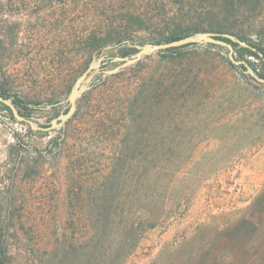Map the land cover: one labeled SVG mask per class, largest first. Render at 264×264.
<instances>
[{
    "label": "rangeland",
    "instance_id": "rangeland-1",
    "mask_svg": "<svg viewBox=\"0 0 264 264\" xmlns=\"http://www.w3.org/2000/svg\"><path fill=\"white\" fill-rule=\"evenodd\" d=\"M161 14L130 39L107 47L86 63L75 33L85 15L74 0H0V94L24 100L26 108L18 111L34 126L45 128L69 112L70 92L93 62L96 68L81 83L85 93L98 86L90 95L91 106L109 94L102 93V80L118 87L136 85V76L152 73L189 77L198 84V98L181 111L174 107L170 114L159 111L146 125L151 138L168 140L167 149L193 154L178 175L177 190L188 198L162 226L144 236L128 264H264V82L254 79L264 68L248 54L242 59L241 50L227 42L241 64L231 62L227 46L188 44L173 62L159 51L110 74L142 46L165 43L168 35L186 32L198 22L190 19L182 24ZM244 30L247 38L256 40L255 34ZM69 120H58L50 131L33 130L10 119L0 107V190L19 160L8 157L10 146L18 141L27 173H37L42 184L57 175L63 195L67 154L60 155L59 146L66 141ZM74 125L83 128L78 122ZM111 133L81 141L78 131L73 132L67 149L83 153L90 171L100 170L108 152L105 137Z\"/></svg>",
    "mask_w": 264,
    "mask_h": 264
},
{
    "label": "trees",
    "instance_id": "trees-1",
    "mask_svg": "<svg viewBox=\"0 0 264 264\" xmlns=\"http://www.w3.org/2000/svg\"><path fill=\"white\" fill-rule=\"evenodd\" d=\"M170 2L173 6L165 9L172 5ZM74 3L85 15V22H78L75 33L76 46L86 57V63L107 47L130 39L145 22H152L163 13L180 23L198 21L194 28L172 33L163 42L181 40L198 32L233 35L248 47L229 39L224 41L235 50L240 49L242 59L248 54L264 68V0H74ZM245 28L255 34V41L247 38ZM181 50V47L167 49L161 56L171 57L173 62ZM258 75L264 80V72ZM119 76L121 73L110 78ZM136 77L138 84L121 83L118 87L115 83L109 86V81L101 78L102 93L106 90L109 93L102 102L90 104V95L97 85L78 101L75 114L66 123V141L59 146V154H67L63 195L57 175L42 184L37 173H27L28 167L18 151L21 143L17 141L10 146L8 157L19 160L5 189L0 190V264H128L144 236L182 208L188 196L177 190L178 175L193 154L167 149L168 140L151 138L146 125L159 111L170 114L171 107L181 111L184 105L194 102L198 98V84L185 75L157 77L152 73ZM12 101L17 108H26L21 98L14 97ZM0 107L14 120L10 108L1 103ZM139 115L144 116V121L139 120ZM74 122L83 128L76 127ZM77 131L81 141L93 134L113 131L112 136L105 137L108 152L103 155L102 169L90 171L83 153L68 151L69 134ZM188 179L192 180L191 176Z\"/></svg>",
    "mask_w": 264,
    "mask_h": 264
},
{
    "label": "water",
    "instance_id": "water-1",
    "mask_svg": "<svg viewBox=\"0 0 264 264\" xmlns=\"http://www.w3.org/2000/svg\"><path fill=\"white\" fill-rule=\"evenodd\" d=\"M220 38H227L233 42L240 44L241 46L248 47V45L245 42L241 41L240 39H237L233 35L215 34V33H206V32L205 33H198V34L187 36L181 40H177V41H173V42H169V43H160V44H152V45L142 46L140 48L139 53L135 57H133L131 60L127 59V58L123 59L124 61H126V63L124 65L120 66L119 68H117L116 70H114L113 72H111L110 74H113V73L120 71L122 68H124L125 66H127L129 64L136 63L142 57L151 55L154 52L164 51V50L171 49V48H178V47H182V46H185L188 44L210 43V44H215V45L227 46L230 50L231 62L235 65L241 64V62L234 60L233 55H232L233 54L232 47L227 42L221 40ZM96 66H97V64L95 62H93L87 68V70L82 74V76L76 81V83H75L74 87L72 88L70 95H69V104H70L69 112L66 115L61 116L58 119H56L52 123L51 126H48L45 128L34 126L31 119L25 118L24 116H22L20 114V112L18 111L17 107L14 105L12 100L7 99L5 96H3L1 94H0V103L7 106L8 108H10L14 119L17 120L18 122L28 124L31 127V129H33V130L50 131L56 127V122L58 120L67 121L73 117V115L76 112V103H77L78 99L87 90V88L85 86H82L81 83L87 78V76L89 74H91L93 72V70L96 68ZM254 79L257 81L264 82V80L261 79L257 75H254Z\"/></svg>",
    "mask_w": 264,
    "mask_h": 264
}]
</instances>
